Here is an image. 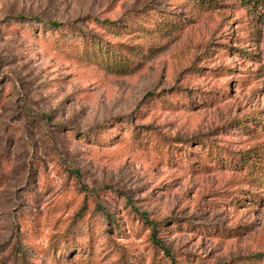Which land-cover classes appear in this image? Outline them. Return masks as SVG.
<instances>
[{
	"label": "rangeland",
	"instance_id": "obj_1",
	"mask_svg": "<svg viewBox=\"0 0 264 264\" xmlns=\"http://www.w3.org/2000/svg\"><path fill=\"white\" fill-rule=\"evenodd\" d=\"M0 264H264V1L0 0Z\"/></svg>",
	"mask_w": 264,
	"mask_h": 264
},
{
	"label": "trees",
	"instance_id": "obj_2",
	"mask_svg": "<svg viewBox=\"0 0 264 264\" xmlns=\"http://www.w3.org/2000/svg\"><path fill=\"white\" fill-rule=\"evenodd\" d=\"M247 3L249 4H259L261 2H263L264 0H245ZM108 23V22H106ZM49 26L51 27H55V29L59 26V24L57 23H48ZM107 218V216H105ZM142 219H143V222L149 226L150 228V239H151V242L157 246L165 255H167L168 257H170L171 255L169 254L168 250L165 249L163 246H162V243L160 242V240L157 238V234H158V231L156 229V223L150 221L146 214H143L141 215ZM259 256H256L255 258H257Z\"/></svg>",
	"mask_w": 264,
	"mask_h": 264
}]
</instances>
